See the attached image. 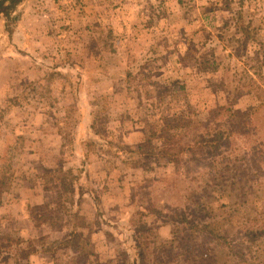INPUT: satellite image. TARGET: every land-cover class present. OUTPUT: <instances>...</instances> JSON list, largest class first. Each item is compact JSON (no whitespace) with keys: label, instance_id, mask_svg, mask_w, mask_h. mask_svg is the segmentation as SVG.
<instances>
[{"label":"rangeland","instance_id":"1","mask_svg":"<svg viewBox=\"0 0 264 264\" xmlns=\"http://www.w3.org/2000/svg\"><path fill=\"white\" fill-rule=\"evenodd\" d=\"M16 263L264 264V0H22L0 18Z\"/></svg>","mask_w":264,"mask_h":264},{"label":"trees","instance_id":"2","mask_svg":"<svg viewBox=\"0 0 264 264\" xmlns=\"http://www.w3.org/2000/svg\"><path fill=\"white\" fill-rule=\"evenodd\" d=\"M22 0H0V18L2 16L9 18L10 17V12L15 9V7L21 2ZM182 89V88H181ZM232 117H235V114L232 113ZM209 225H205V229L208 228ZM207 234L211 235L212 230L209 229L207 230ZM20 264V263H16ZM87 264V263H86ZM89 264V263H88Z\"/></svg>","mask_w":264,"mask_h":264}]
</instances>
